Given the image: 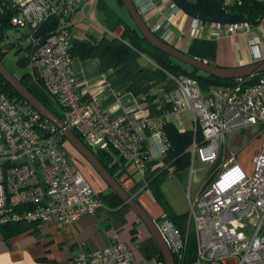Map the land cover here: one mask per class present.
Listing matches in <instances>:
<instances>
[{
  "label": "built area",
  "instance_id": "built-area-1",
  "mask_svg": "<svg viewBox=\"0 0 264 264\" xmlns=\"http://www.w3.org/2000/svg\"><path fill=\"white\" fill-rule=\"evenodd\" d=\"M97 0H6L15 14L11 24L26 29L30 44L28 69L33 81L56 100L64 124L93 149L116 151L125 162L127 174L140 181L136 192L147 187L146 165L162 158L169 146L164 127L169 115L192 114L193 139L188 147L190 176L195 161L204 164L208 174L196 197H188L195 253L188 260L187 236L163 214L156 220L175 264H264V76L245 84H210L205 90L190 76L168 77L172 88L152 85L149 96L159 112L140 108L111 115L97 93L77 90L70 54V17L74 10L81 21L99 24L95 15ZM144 17L154 0H133ZM176 7V6H175ZM177 8V7H176ZM55 27L43 39L39 27L48 19ZM207 26L219 35L235 36L249 31L248 21L203 22L191 18L190 32ZM259 40L250 41L256 60ZM4 51V49H2ZM167 107V109H165ZM259 126L260 145L247 170L237 154H222L226 134ZM197 133H199L197 138ZM62 130L44 118L25 100L11 99L0 90V226L11 223L35 224L57 221L72 224L83 215L106 208L100 194L71 165L63 146ZM173 174V169H168ZM71 264H137L132 250L116 235L104 248L80 251Z\"/></svg>",
  "mask_w": 264,
  "mask_h": 264
},
{
  "label": "crops",
  "instance_id": "crops-1",
  "mask_svg": "<svg viewBox=\"0 0 264 264\" xmlns=\"http://www.w3.org/2000/svg\"><path fill=\"white\" fill-rule=\"evenodd\" d=\"M105 1L119 14H123V9L119 7L116 0ZM154 3V7L144 15L146 24L157 36L184 53L212 65L237 67L256 60L250 49V41L253 38H258L260 59H264V17L258 25L253 26L249 31L235 36L219 35L207 26H203L195 34H191V17L181 9L176 8L171 0H154ZM98 15L99 13L96 11V17ZM77 16H80V13L78 10H74L70 17L72 38L75 40H81L87 36L99 39L104 31H107V34L111 36L116 33L108 31L99 20V24H96L98 26L97 31L91 27H75L77 23L82 22L81 19L74 22L78 18ZM14 46L12 51L16 63L24 51L18 54L15 48L24 45L20 42L15 43ZM143 59L150 61L146 56H143ZM72 67L78 77L79 86L77 90L80 92L86 90L83 93L84 99L89 96V92L97 93L100 96L102 107L111 115H118L133 108L136 110L140 108L136 115L143 112L151 113V110L144 106L143 98L127 91L125 84L114 85L115 77L112 75V70H102L97 58L79 59L74 57ZM27 72H29L28 67L21 68L15 75L18 77ZM29 86L51 109L59 110L56 100L49 96L39 83L30 81ZM167 121L172 122L179 131L193 129L190 112L169 115ZM258 129L259 126L256 125L249 130L226 134L221 141V153H235L238 157V153L243 149L248 156L252 157L260 145ZM63 146L71 159L72 168L78 170L96 191L106 193L110 190L95 169L78 151L67 141H63ZM234 148L239 149V151L234 150ZM238 160L241 161L240 158ZM189 166L179 172V175L166 173L160 184V189L173 213L187 216L186 228L191 226L188 218V197L191 199L196 197L206 178H197L196 182L193 179L198 170L206 169L204 164L201 168H196L194 163L196 172L191 176ZM185 180L188 182L187 189L184 188ZM137 181L136 175L126 173L125 162L123 161L119 182L129 193L134 194V199L153 219L157 220L163 213L162 207L156 201L148 185L141 191L132 193L131 189ZM193 181L195 183L194 188L192 187ZM168 183L174 188L172 190L176 194V201L171 199L173 193L170 196L165 194V187L168 186ZM151 210L155 211L156 214L152 215ZM112 235H116L128 245L137 264H141L144 258H150L149 260L152 259L157 264H164L161 252L145 225L123 203L114 209L106 207L98 209L94 215H83L72 224H63L57 221L37 223L7 239L3 237L0 231V264H71L72 258L78 252L107 246Z\"/></svg>",
  "mask_w": 264,
  "mask_h": 264
},
{
  "label": "trees",
  "instance_id": "trees-1",
  "mask_svg": "<svg viewBox=\"0 0 264 264\" xmlns=\"http://www.w3.org/2000/svg\"><path fill=\"white\" fill-rule=\"evenodd\" d=\"M171 1L177 8L184 11L191 18H198L206 23L214 21L237 22L245 20L253 26H256L264 17V0ZM116 2L119 7L123 9L122 15L105 0H97L96 3V11L99 13L97 19L108 31L116 33L111 36L107 34V31H104L99 39L93 36H87L81 40L72 39L70 54L73 58L76 57L79 59L97 58L102 70H112V75L115 77L114 85L118 86L125 84L127 91L135 96L143 98L144 106L149 108L152 114L159 111L152 103V98L148 94L149 89L152 85L156 84L172 88L173 82L168 77V74L176 77L180 75L190 76L197 81L198 85L203 90L210 84L234 85L236 83L237 79L221 80L211 75L203 74L153 47L140 35L126 12L122 1L116 0ZM14 14L15 10L13 7L5 5L0 6V42H5V40L8 39V37L5 36V32L8 27H14L11 24V18ZM54 27L55 19L50 18L45 21L37 31L43 39H46ZM14 44L15 43L10 42L9 47H15ZM15 49L18 54L24 51V54L16 60V64L21 68L28 67L30 44L27 43L25 46H16ZM5 53L6 51H2V48H0V59L3 61H5ZM143 56H146L150 60L147 64H142L140 62ZM263 76L264 73L253 75L250 78H246L244 83H253ZM18 77L22 84L32 91L29 82L33 80L29 72L23 73ZM0 90L5 92L11 99L24 100L1 76ZM54 111L61 117L59 110ZM164 130L169 140V146L162 158L163 164L160 165L157 161L147 162L146 175L144 178L147 181V185L151 188L156 201L163 207V216L168 218L181 232L185 233L188 229L187 255L189 260L193 259L195 253V240L192 226L186 228L187 216L185 214L177 215L173 213L160 189V184L162 182V177L168 173L169 168L173 169L174 174L179 175V172L189 166L190 158L188 147L193 139V130L179 131L177 127L169 121L165 122ZM198 135L199 133H197V138ZM63 141H65L64 136H62V142ZM94 154L108 172L119 181L124 161L122 157L113 149H95ZM139 184L140 181L135 183V186L131 189L132 193H136ZM99 194L106 207L110 209H114L123 203L111 189L106 193L100 192ZM35 224H26L22 222L11 223L0 226V230L3 237L7 239L12 235L27 230L29 226Z\"/></svg>",
  "mask_w": 264,
  "mask_h": 264
},
{
  "label": "water",
  "instance_id": "water-1",
  "mask_svg": "<svg viewBox=\"0 0 264 264\" xmlns=\"http://www.w3.org/2000/svg\"><path fill=\"white\" fill-rule=\"evenodd\" d=\"M123 6L132 20L134 26L140 35L156 49L166 53L179 62L196 69L197 71L211 75L221 80L246 79L253 75L264 73V59H258L245 65L237 67H222L207 63L202 59L192 57L172 44H169L162 38L158 37L146 24L144 17L138 12L133 0H121ZM0 76L8 82L11 87L38 113L44 118L51 121L60 130L70 145L78 151L86 161L95 169L98 175L103 179L106 185L119 197V199L128 206L145 225L153 239L155 240L164 264H175L173 254L161 235L156 220L134 199V194L128 192L121 183L111 175L108 170L98 160L94 151L89 148L71 129H69L62 119L46 105L37 95H35L27 86L23 85L19 77L12 73L3 60L0 59Z\"/></svg>",
  "mask_w": 264,
  "mask_h": 264
},
{
  "label": "rangeland",
  "instance_id": "rangeland-1",
  "mask_svg": "<svg viewBox=\"0 0 264 264\" xmlns=\"http://www.w3.org/2000/svg\"><path fill=\"white\" fill-rule=\"evenodd\" d=\"M77 17L78 18H76L74 20V22H76L77 20L79 21V19H81L80 16H77ZM90 18L95 20V21L96 20L98 21V19L96 17V14L95 15L92 14ZM75 27H82V28L83 27H91L92 29H94L96 31L98 30V26L95 23H93V22L87 23V22H83L82 21L80 23H77L75 25ZM25 33H26V29L21 28V29L18 30L15 27H8L6 29V32H5V36L8 37V39H6L5 42L4 41L0 42V48L4 49L6 51L5 56H4V59H5L4 63L6 64V66L10 67V70L14 74L17 73L18 70H21V67H19L15 63V57L13 56V51H12L13 47H9L10 46V42H13V43H20L21 42V44L25 46L27 44V41L25 40ZM140 62L142 64H147L148 60L141 58ZM10 63H12V64L10 65ZM65 141H67V140L65 139ZM229 144H230V142H229ZM234 150H238L239 151V149H237V148H234ZM238 158H240V160H241L240 163L247 170H251V168H252L251 156H248V154H246V152H244L243 149H241L240 152L238 153ZM202 166H203V164H201L199 161L195 162V167L196 168H201ZM204 167H205V165H204ZM205 168L207 169V167H205ZM206 169H204L202 171L198 170V172L194 175V178H193L195 182H196L197 178L201 177L202 179H204V177L207 176L209 169H207V171H206ZM194 181H193V185H192L193 188L195 186ZM187 187H188V182H187V180H185L184 188L187 189ZM165 188H166L165 189V194L167 196H170V194L173 193L172 189H174V188L169 183H168V186L165 187ZM175 197H176V194L173 193V195L171 196V199L175 200ZM159 209H161V208H159ZM162 209H163V207H162ZM151 214L154 215L156 213H155V211L151 210ZM147 259L144 258V260L141 262V264H157L154 260H152V259L149 260L150 258H147ZM224 264H236V261L233 258H230V259H227L224 262Z\"/></svg>",
  "mask_w": 264,
  "mask_h": 264
},
{
  "label": "flooded vegetation",
  "instance_id": "flooded-vegetation-1",
  "mask_svg": "<svg viewBox=\"0 0 264 264\" xmlns=\"http://www.w3.org/2000/svg\"><path fill=\"white\" fill-rule=\"evenodd\" d=\"M6 0H0V6L5 4Z\"/></svg>",
  "mask_w": 264,
  "mask_h": 264
}]
</instances>
